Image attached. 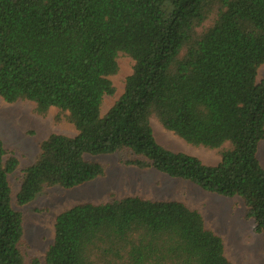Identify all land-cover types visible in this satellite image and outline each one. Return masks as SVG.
<instances>
[{
    "label": "trees",
    "instance_id": "obj_1",
    "mask_svg": "<svg viewBox=\"0 0 264 264\" xmlns=\"http://www.w3.org/2000/svg\"><path fill=\"white\" fill-rule=\"evenodd\" d=\"M132 61L113 97L118 59ZM264 0H0V98L69 125L21 170L15 204L44 189H73L105 175L86 155L239 197L264 253ZM187 144L217 149L206 164L155 139L150 120ZM0 141V264L26 254L22 214L8 177L19 167ZM47 264H233L203 215L178 200L126 196L59 212Z\"/></svg>",
    "mask_w": 264,
    "mask_h": 264
},
{
    "label": "rangeland",
    "instance_id": "obj_2",
    "mask_svg": "<svg viewBox=\"0 0 264 264\" xmlns=\"http://www.w3.org/2000/svg\"><path fill=\"white\" fill-rule=\"evenodd\" d=\"M119 73L112 77L115 87L113 97L104 96L101 114H104L123 90L124 79L131 73L132 61L118 59ZM264 77V66L259 69L258 79ZM55 110L42 118L32 112L30 103H7L0 98V141L7 154L19 160L18 169L9 175L12 204L22 214L26 254L45 262V254L54 238V221L59 212L77 203H104L126 196H138L151 200H178L197 209L206 225L221 236L226 256L233 264H264L262 236L254 232L253 220L245 218V207L239 197H222L208 193L193 183L172 178L158 171L141 170L121 164L119 153L101 156L86 155L87 160L105 166V175L73 189L53 186L44 189L32 202L18 207L15 196L20 188L21 170L30 165L39 153L41 141L51 134L73 136L67 125L54 121ZM150 124L158 143L173 151L197 156L206 164L219 161L217 149L192 146L171 132L166 131L156 119ZM257 157L264 168V140L259 142Z\"/></svg>",
    "mask_w": 264,
    "mask_h": 264
}]
</instances>
